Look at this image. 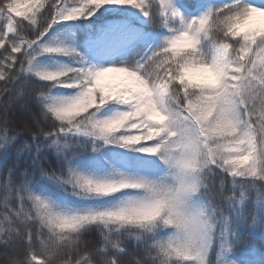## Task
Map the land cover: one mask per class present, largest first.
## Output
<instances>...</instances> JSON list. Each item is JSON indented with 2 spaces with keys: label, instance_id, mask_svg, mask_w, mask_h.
Wrapping results in <instances>:
<instances>
[{
  "label": "snow or ice",
  "instance_id": "1",
  "mask_svg": "<svg viewBox=\"0 0 264 264\" xmlns=\"http://www.w3.org/2000/svg\"><path fill=\"white\" fill-rule=\"evenodd\" d=\"M101 9L83 39L108 66L44 41ZM109 146L140 155L88 171ZM0 254L264 264V0H0Z\"/></svg>",
  "mask_w": 264,
  "mask_h": 264
},
{
  "label": "trees",
  "instance_id": "2",
  "mask_svg": "<svg viewBox=\"0 0 264 264\" xmlns=\"http://www.w3.org/2000/svg\"><path fill=\"white\" fill-rule=\"evenodd\" d=\"M206 2H211L210 0H206ZM104 10L101 9L100 12H97L95 16L91 18V20H76V21H67L61 24L54 26V28L49 31L48 35L44 37L45 42L52 41H62L67 45L76 46L81 52H85V47L83 45V37L88 31L96 32L103 25H106L110 20H105L103 22L93 23L97 20V17L101 15V12ZM135 13V9L128 8L127 11H124L119 14L121 19L132 20L135 21V17L133 16ZM117 15V14H113ZM41 66L44 68H48L50 70H57L64 65H73V61L71 58L62 56V55H44L40 58ZM57 95L68 96L75 94V89H64L58 88L55 90ZM120 110L119 106H110L103 109V113L106 115L114 114L115 111ZM84 139V138H81ZM83 151V150H81ZM89 155L93 156L97 161L94 164L85 166L88 171L96 172L97 174H108L111 171V166L109 161L112 162H122L127 163L132 157L138 156V153H131L127 150L120 149L118 147L109 146L104 149L103 155L97 153H89ZM52 159H55V156H52ZM124 170H128L127 167ZM3 255L0 254V260H3Z\"/></svg>",
  "mask_w": 264,
  "mask_h": 264
},
{
  "label": "rangeland",
  "instance_id": "3",
  "mask_svg": "<svg viewBox=\"0 0 264 264\" xmlns=\"http://www.w3.org/2000/svg\"><path fill=\"white\" fill-rule=\"evenodd\" d=\"M135 18V23L139 26L141 24V22L143 21V16L142 14L140 13L139 10L135 9V13L133 15ZM125 20V19H124ZM111 23V21H109L107 24ZM147 25H145V28L147 29ZM83 45L85 46V54L86 55H89L88 51H87V46L85 44V41L83 39ZM89 59L92 60L93 63L97 64V65H107L108 66V63L110 62L108 59H102L100 57H97L95 55H89ZM106 62V63H105ZM107 82H110L114 85L118 84L116 83L115 81H112L111 79H109L108 77L106 78Z\"/></svg>",
  "mask_w": 264,
  "mask_h": 264
},
{
  "label": "bare ground",
  "instance_id": "4",
  "mask_svg": "<svg viewBox=\"0 0 264 264\" xmlns=\"http://www.w3.org/2000/svg\"><path fill=\"white\" fill-rule=\"evenodd\" d=\"M103 66H107V65H103ZM108 78L111 79L112 81H115L116 83L120 84L121 83V79H122V75L118 74V73H110L108 75Z\"/></svg>",
  "mask_w": 264,
  "mask_h": 264
}]
</instances>
